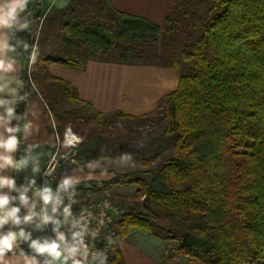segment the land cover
Wrapping results in <instances>:
<instances>
[{
	"label": "trees",
	"instance_id": "16d2710c",
	"mask_svg": "<svg viewBox=\"0 0 264 264\" xmlns=\"http://www.w3.org/2000/svg\"><path fill=\"white\" fill-rule=\"evenodd\" d=\"M182 1L157 25L119 11L111 0H71L50 13L43 0H31L30 31L15 37L29 51L37 37L38 71L30 72L29 53L17 44L10 55L24 71L20 94L43 80L50 110L67 124L73 113L67 121L64 105L91 104L81 101L69 82L51 75L50 63L85 69L89 60L100 59L181 68L177 89L153 112H95L99 128L109 124L106 116L138 121L163 113L173 155L157 169L138 167L110 180L73 184L69 192L81 204L79 198L92 193L136 187L131 205L116 196L124 213L103 234L108 264H126L118 239L132 229L170 242L179 264H264V0H199L202 13L187 21L173 15L178 8L189 13ZM25 111L26 99L16 110L20 138ZM103 144L95 158L135 154L104 152L105 146L112 150L122 144L118 136Z\"/></svg>",
	"mask_w": 264,
	"mask_h": 264
},
{
	"label": "crops",
	"instance_id": "0c3cea01",
	"mask_svg": "<svg viewBox=\"0 0 264 264\" xmlns=\"http://www.w3.org/2000/svg\"><path fill=\"white\" fill-rule=\"evenodd\" d=\"M70 1L43 0V8L45 13H50L55 9L64 8ZM111 2L123 13L143 17L157 25H163L178 0H111ZM2 38L0 34V39ZM48 70L51 75L69 82L76 96L81 101L91 104L89 108L92 111L103 114L115 111L131 115L153 112L162 97L177 89L181 77L179 67L129 65L100 59L89 60L85 69L50 63ZM23 74L22 66L16 63V71L11 75L22 80ZM33 86L27 92L29 94L26 97L27 116L24 119V125L31 122L32 127L27 133L23 130L21 138L17 133L20 144L14 153L17 161L26 156L29 157L28 163L19 170L6 169L0 174L15 177L18 187L28 186L31 181H35L30 186L28 195L36 200L37 211L40 210L41 202L34 196V192L41 188L47 167L54 166L56 160L58 164L48 176V182L54 186H58L65 177H71L76 181L74 184H77L91 180L106 181L117 174L136 171V164L134 168L132 167V163L135 162L133 155H131L132 160L126 162L119 161L117 159L119 156L95 158L92 153L82 158L77 157V151L85 150V145L74 148L73 154L68 159L70 162L65 163L67 157L61 152V145L57 146V138L58 132H62L68 125L65 124V119L52 113L48 106V98L46 99L38 88ZM15 121L16 119H13L9 126H15ZM2 131L3 128L0 127V132ZM34 168L37 170L33 171ZM102 171H106L107 174L101 175ZM25 211L22 208L21 215L25 214ZM9 227L10 225H6L5 230ZM24 227L32 232L33 238L49 237L47 225L43 230H35L34 225ZM118 244L126 264H179L180 261L178 255L173 253L174 248L170 242L150 232L132 229L128 237L118 239ZM20 248L31 255L27 242H22ZM6 259L10 261V264H22L19 250L16 255L9 254ZM38 259L43 264L44 258Z\"/></svg>",
	"mask_w": 264,
	"mask_h": 264
},
{
	"label": "clouds",
	"instance_id": "9594fccd",
	"mask_svg": "<svg viewBox=\"0 0 264 264\" xmlns=\"http://www.w3.org/2000/svg\"><path fill=\"white\" fill-rule=\"evenodd\" d=\"M30 3L31 0H0V34L3 36L0 39V109H2L0 127L3 128L0 132V173L6 169L19 170L26 166L29 160L27 156L19 161L15 159L14 153L20 144L17 133L21 129L19 126L9 125L13 119L17 121L21 119L16 114V107L19 101L25 100L29 95L27 92L20 94L24 82L17 76L11 75L16 71L17 57L10 53H16L17 44H21L24 52L29 53L31 62L36 58L35 47L31 46L29 51L30 46L19 37H15L16 32L30 31L31 21L26 19ZM14 37L15 42H13ZM13 84L16 86L13 87ZM31 127V122L26 123L25 133ZM62 143L65 148L74 149L82 143V138L72 131L71 126H67ZM140 146L143 147L142 142ZM117 159L126 162L132 160V156L124 153ZM132 167H135V162L132 163ZM51 171H54V167L49 171V175ZM106 174V171L101 173V175ZM75 182L71 177H65L55 191L47 185L36 189L34 196L41 202L40 210L37 211L36 200L28 195L30 186L35 181H31L28 186L18 187L15 177L0 174V264H10L6 257L9 254L16 255L17 250L22 258V264H41L39 257L44 258L43 264H95L97 259L99 264H108L106 253L93 250L94 245L86 242V237L90 236L95 240L99 234V228L93 231L89 229L92 213L82 211L78 218H73L71 208L75 202L73 199L75 192H69V189ZM62 193L69 194V203L64 204ZM61 206H63L62 211ZM104 207L110 206L106 202ZM22 208L26 210L23 215H21ZM58 215L62 216L63 220L59 219ZM103 216L104 214L101 213L100 225L104 224ZM49 223L54 226L52 229L54 238H33L32 232L24 227L34 225L35 230H43ZM6 225H10L7 230H5ZM62 225L70 226L68 233L60 230ZM22 242L28 243L31 255L20 248Z\"/></svg>",
	"mask_w": 264,
	"mask_h": 264
},
{
	"label": "rangeland",
	"instance_id": "374dc122",
	"mask_svg": "<svg viewBox=\"0 0 264 264\" xmlns=\"http://www.w3.org/2000/svg\"><path fill=\"white\" fill-rule=\"evenodd\" d=\"M186 1L187 2L183 0L180 3V6L187 9L189 13L184 14L185 12L178 8L174 10L173 15L178 19H185V21H187L189 15H196V18H198L202 13L199 0ZM189 24H191V22ZM36 38L34 47L37 43ZM29 70L30 72L38 71L36 67V61H30ZM32 85L37 87L38 91H40L44 97H46V99L51 96L46 86H43L47 85L43 80L40 79L32 83ZM63 109H66L67 111V115H65L67 121L70 117L69 112L73 113L70 117L71 122H68L67 125L71 126L73 131L82 138V143L80 146L85 145L88 149L87 150L85 148V150H82V152L77 151V157L82 158L87 156V154L89 155V153L94 154L99 146L103 145L104 147V141H106L111 136H114V138L115 136L120 137L122 144L112 150L111 148L109 149L105 146L104 152L114 154L129 149L134 150L136 168L157 169L165 159L173 155V138L164 134L166 120L163 113H157L150 119L138 121H130L119 117L106 116L103 119L105 121L110 119L109 124H102L99 128L98 116L90 108H85L77 103H67L63 106ZM64 130L65 128L62 132H58L57 146H59V143L61 144L62 142ZM141 142L143 143V147L140 146ZM61 152L65 155V157H67L65 163L70 162L68 159L73 154V149L65 148L61 144ZM135 193V186H118L105 191L101 195L92 193L89 196L81 197L79 198V202L81 204H85L87 202L97 200L98 198H109L112 201L117 202L116 196H121L126 200L127 203L131 205V203H133V195Z\"/></svg>",
	"mask_w": 264,
	"mask_h": 264
},
{
	"label": "built area",
	"instance_id": "2783aa9c",
	"mask_svg": "<svg viewBox=\"0 0 264 264\" xmlns=\"http://www.w3.org/2000/svg\"><path fill=\"white\" fill-rule=\"evenodd\" d=\"M73 131V129H72ZM74 132V131H73ZM63 142V139H62ZM61 142V144L63 145V143ZM59 143V145H61ZM79 146V145H78ZM78 146L76 148H78ZM58 164V160L55 161V165ZM54 166H48L44 175H43V180H42V187L44 186H50L53 191L56 190V188L58 186H54L52 185L50 182H48V176H49V171L51 170V168L53 169ZM62 196L64 198V204L69 203V194L68 193H62ZM74 199V203L72 204V208L71 211L73 213V218H78L81 214L82 211L84 212H91L92 213V219L90 221L89 224V229L90 231L96 230L97 228H99V234L97 236V238L95 240H92L91 237H86V242H89L91 245H94V249L93 250H97L100 252H105L107 259L109 257L108 252L103 248V246L101 245V241L103 238V234L108 231V230H112L113 229V224L120 219V217L122 216V214L124 213V209L122 207H120V205H118L116 202L112 201L109 198H103L100 200H94L91 202H87L85 204H79L75 198V196L73 197ZM107 202V204L110 206L108 208H105L104 205ZM62 207L61 206V211H62ZM101 213L104 214L103 218H104V224L100 225L99 224V219L101 218ZM58 218L63 220L62 216L58 215ZM53 225L51 223H49L47 225V229H48V233H49V237L50 238H54L55 234L53 233L52 229H53ZM69 225H62L60 230L64 231L66 233H68L69 231ZM95 264H99V259H97V261L95 262Z\"/></svg>",
	"mask_w": 264,
	"mask_h": 264
}]
</instances>
